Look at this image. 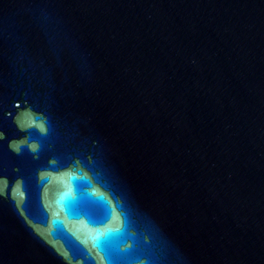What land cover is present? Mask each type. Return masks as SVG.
Wrapping results in <instances>:
<instances>
[{
  "label": "water",
  "instance_id": "water-1",
  "mask_svg": "<svg viewBox=\"0 0 264 264\" xmlns=\"http://www.w3.org/2000/svg\"><path fill=\"white\" fill-rule=\"evenodd\" d=\"M0 264H264V0H0Z\"/></svg>",
  "mask_w": 264,
  "mask_h": 264
}]
</instances>
